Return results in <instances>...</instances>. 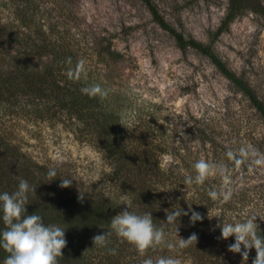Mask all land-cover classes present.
<instances>
[{"label":"rangeland","instance_id":"374dc122","mask_svg":"<svg viewBox=\"0 0 264 264\" xmlns=\"http://www.w3.org/2000/svg\"><path fill=\"white\" fill-rule=\"evenodd\" d=\"M51 1L62 8L66 5L62 0ZM155 1L162 15L177 30L210 43L230 68L244 72L264 90V14L260 10L264 0ZM0 4L3 6L1 1ZM67 4L71 15L68 21L74 25V30L77 24L86 25L97 37L111 38L126 54V60L113 64L108 71L112 92L118 94V107L124 119L136 107L149 102L163 101L165 104L160 111L170 117L186 108L218 115L228 107L235 114L244 105L252 117L251 123L264 133L255 111L209 58L192 47L180 48L174 37L153 20L141 0H69ZM232 4L238 5L237 15L216 34ZM7 11L8 8L2 10L4 18ZM9 116L0 119V136L6 137V143H0V194L15 192L22 179L30 187L36 186L35 193H28L26 213L41 216L46 226L64 229L67 246L62 249L58 264H143L149 258L155 264L161 257L194 264V256L199 253L197 245L190 254L182 250L173 254L174 247H168L166 239L165 244L148 249L143 256L115 233L107 238L105 246L94 245L92 237L111 231L112 217L126 208L120 204L121 200H130L132 206L129 195L112 193L107 178L110 169L99 148L102 144L95 141L97 136L81 121H77L80 125L74 128L65 126L64 120L55 123L15 120ZM53 168L57 176L49 181L47 173ZM260 170L263 175L249 186L251 190L243 198L240 210H207L206 220L201 224L208 230L217 228L220 232L219 221L238 222L250 215L264 218V167ZM64 178L73 180L70 187H59L60 179ZM228 185L235 186L234 181L230 180ZM78 190L85 193L82 203L77 199ZM87 206L98 208L96 214L82 210ZM129 211L139 215L151 213L154 225L162 227L159 210L130 207ZM213 214H219L220 218L209 219L208 215ZM259 216L256 223L264 226ZM0 228L5 229L2 212ZM167 230H164L165 236L171 232ZM233 242L234 237L220 239L221 249L235 259L239 253L228 251V245ZM7 255L0 248V264ZM255 255L253 248L249 256L255 258Z\"/></svg>","mask_w":264,"mask_h":264},{"label":"trees","instance_id":"16d2710c","mask_svg":"<svg viewBox=\"0 0 264 264\" xmlns=\"http://www.w3.org/2000/svg\"><path fill=\"white\" fill-rule=\"evenodd\" d=\"M0 1L4 6L0 4V119L10 115L15 120H64L65 126L74 128L81 121L97 136L95 141L102 144L99 148L110 169L107 178L114 195H129L134 210H159L161 226L165 232L171 229L165 236L169 244L176 245L179 238L187 239L192 233L198 235L196 244L184 249L174 247L173 254L178 250L190 254L197 245L199 253L194 256V264H241L240 254L234 259L221 249L219 230H208L201 222L206 220L207 210H240L243 198L251 190L249 186L263 175L260 167L252 166L250 170L248 163L237 167L226 156L229 148L235 151L245 145L264 153V133L251 123L247 108L241 105L232 114L224 107L218 115L186 108L170 117L160 111L163 101L149 102L136 107L124 119L108 71L113 64L126 60V54L111 38L97 37L86 25L77 24L74 30L68 21L69 0H62L65 9L51 0ZM141 2L180 48L192 47L209 58L264 126V90L257 81L230 68L210 43L177 30L162 15L155 0ZM237 6H228L216 34L234 19ZM260 7L264 14V4ZM5 8L8 11L4 18L1 13ZM69 58L71 64L67 63ZM81 59L85 61L86 74L79 81L70 80L67 71ZM93 84L108 91L106 99L90 98L81 92V88ZM5 138L0 136V143H6ZM169 156L173 163L166 168L165 157ZM201 158L227 165L235 185H227L232 192L227 204L220 206L208 196L209 191L225 187L220 177L210 178L202 186L184 184V174L194 176L192 166ZM190 204L204 218L190 225L191 213L181 216L176 221V233L174 225L165 224L166 212L176 208L188 211ZM83 209L87 214L98 210L92 206ZM259 228L264 235V226ZM253 258L249 256L245 264H252Z\"/></svg>","mask_w":264,"mask_h":264},{"label":"clouds","instance_id":"9594fccd","mask_svg":"<svg viewBox=\"0 0 264 264\" xmlns=\"http://www.w3.org/2000/svg\"><path fill=\"white\" fill-rule=\"evenodd\" d=\"M71 64V58L67 61ZM86 74L85 61L79 60L74 68H70L66 75L70 80L79 81ZM81 92L90 98L99 97L104 100L108 96V91L99 84H93L81 88ZM123 125V124H122ZM124 126V125H123ZM227 158L239 167L245 163L252 166L264 167V153H260L251 145L239 147L237 150L228 149ZM172 157H165L164 167H171ZM195 175L184 174L185 185L202 186L210 178H222L223 190H211L208 196L212 201L217 202L220 206L230 202L232 192L228 190L227 185L230 183L229 169L227 165L209 162L206 159H198L193 164ZM49 181L57 176L56 170L50 169L47 173ZM100 179L99 177L97 180ZM73 180L69 178L60 179V188H67L72 185ZM94 182V181H93ZM35 187H30L26 180H20L18 189L9 194L4 192L0 194V212L5 229L0 232V248L8 253L3 264H58L59 259L63 256L62 249L67 246L64 229L55 225H45L42 217L36 214H27L25 205L29 204L28 193H35ZM85 193L78 190L77 199L83 202ZM126 205V208L113 216L110 223L111 231L97 234L92 237L94 245L105 246L107 238L115 233L123 241L133 245L141 256L150 248H155L165 244V232L163 227H156L153 223L151 213L143 215L129 211L131 201L121 200L120 204ZM189 216L190 225L197 221H202L203 216L192 210L191 204L188 211L182 208L173 209L166 212V225H174L177 233V219L181 216ZM213 216L220 218L219 214L208 215L211 219ZM259 215L246 216L245 219L238 222L221 223L219 221L220 239L227 240L234 237V242L228 245V251L239 253L241 264L249 259V251L255 249V258L252 264H264V235L260 234L259 225L256 218ZM261 220H264L259 216ZM198 242V235L192 233L187 239L179 238L178 244L168 247H178L184 249ZM243 249V250H242ZM113 254H114V250ZM143 264H154L152 259H145ZM155 264H181V261L172 257H161L155 261Z\"/></svg>","mask_w":264,"mask_h":264}]
</instances>
